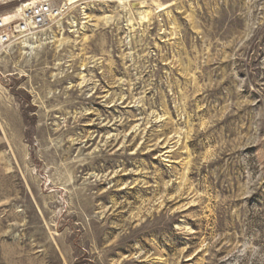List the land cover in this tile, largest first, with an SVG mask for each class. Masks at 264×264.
Masks as SVG:
<instances>
[{"label":"rangeland","instance_id":"obj_1","mask_svg":"<svg viewBox=\"0 0 264 264\" xmlns=\"http://www.w3.org/2000/svg\"><path fill=\"white\" fill-rule=\"evenodd\" d=\"M65 2L0 51V264H264V0Z\"/></svg>","mask_w":264,"mask_h":264},{"label":"built area","instance_id":"obj_2","mask_svg":"<svg viewBox=\"0 0 264 264\" xmlns=\"http://www.w3.org/2000/svg\"><path fill=\"white\" fill-rule=\"evenodd\" d=\"M12 1L14 0H0V3L7 4ZM64 11L63 3L39 0L23 4L19 15L13 19L0 17V51L15 41H30L32 35L42 33L44 27L52 23L53 18L60 17Z\"/></svg>","mask_w":264,"mask_h":264},{"label":"bare ground","instance_id":"obj_3","mask_svg":"<svg viewBox=\"0 0 264 264\" xmlns=\"http://www.w3.org/2000/svg\"><path fill=\"white\" fill-rule=\"evenodd\" d=\"M78 1L79 0H69V4H74V3H77ZM126 1L127 0H120L121 4H123V5H124V3ZM144 1H147V0H144ZM33 2H37V1H33ZM56 2H62L63 5H64V9L68 7V5L66 4L65 0H56ZM138 5L139 4L136 3L133 6H134V9H136V11L138 12V14H140L141 18L143 19V18H146L147 16H149V10L146 8V6L144 4H141L140 7H138ZM157 6H159L161 8L159 11H163V10L169 8L171 5H165V4L162 3V4H157ZM18 15H19L18 12H16V15L12 16V17H17ZM12 17H5V18L11 19ZM55 19L56 18H53L52 21H56Z\"/></svg>","mask_w":264,"mask_h":264}]
</instances>
